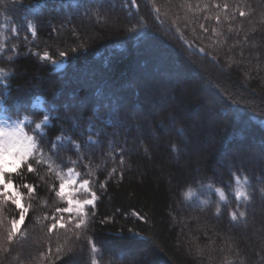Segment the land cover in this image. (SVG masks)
<instances>
[{
    "label": "trees",
    "instance_id": "16d2710c",
    "mask_svg": "<svg viewBox=\"0 0 264 264\" xmlns=\"http://www.w3.org/2000/svg\"><path fill=\"white\" fill-rule=\"evenodd\" d=\"M134 68L183 78L171 95L187 114L166 113ZM0 112L27 115L34 144L6 175L16 234L0 188V264H126L108 248L139 250L138 264H264V159L218 162L264 151V0H3ZM190 113L215 120L201 171L188 155L172 165ZM150 122L168 147L148 161ZM69 170L87 191L59 194Z\"/></svg>",
    "mask_w": 264,
    "mask_h": 264
},
{
    "label": "rangeland",
    "instance_id": "374dc122",
    "mask_svg": "<svg viewBox=\"0 0 264 264\" xmlns=\"http://www.w3.org/2000/svg\"><path fill=\"white\" fill-rule=\"evenodd\" d=\"M115 19H118L117 16L116 18H113L112 20L114 21ZM32 31V29H31ZM153 60V59H152ZM156 59H154L155 61ZM64 66V61L62 62H56L54 63V67L56 70L62 69ZM136 67V66H133ZM137 68V67H136ZM131 73L135 75L134 77L137 79L138 78V84H143L141 81L146 80L148 83L147 87L149 89L147 90V93L151 95H155V93L160 94V96L157 98V103L159 105H163L164 108H166V113H169L171 111L177 110V108L180 109V105L178 106L175 103L174 97L171 95V89H173L172 82L177 81L179 84L183 78H176L174 75L171 74H165V73H160L158 75L151 73L149 70L147 71H137V69H132ZM153 81V82H151ZM150 84V86L148 85ZM146 94V93H145ZM40 104V101L38 102ZM175 109V110H174ZM184 112H186L185 108H181ZM180 109V111H181ZM149 112L155 111V107L153 105L149 106L147 109ZM187 114V112H186ZM0 117L4 118L3 115L0 113ZM189 122L185 121L182 122V126L185 127L186 134L188 139L191 141V149L190 151L184 150V152H181L179 154H174L173 156V162L172 165L175 167H178L180 169H186L187 166L189 165V161L185 160L184 158L188 155L192 157V159L196 162H194L192 165L195 167V170H200L201 171V166H200V156H202L203 153H205V150L209 149L213 145V139L210 137L211 133H214V126H215V120H213L211 117L208 118L207 122L204 123V125L201 124L199 114L196 113H190L189 114ZM152 123H148V126L145 130V132L138 131V135H141L142 133L148 134L151 138L150 145L148 146V150L145 152L143 151V148L141 145L139 146V149L142 150V156L145 157L148 161L153 159V152L155 149H158L161 145H164L165 147H168V144L166 140L162 141L161 135H163L160 131V133L155 134V131L152 127ZM173 131V130H172ZM169 132V130H167ZM171 132V131H170ZM169 132V133H170ZM168 133V134H169ZM183 138H181L182 140ZM250 143V142H249ZM251 144L255 146V142L251 140ZM242 144L238 145V149L231 150H225L223 153L220 154L219 157V163L221 161L224 163L223 165L225 167H230V163L228 162L230 160V155H233L234 158L239 159L241 162H250V163H256L255 161L264 159V151L263 150H257L255 147H252L254 149H250L246 144H243V147H241ZM240 148V149H239ZM134 154L137 155L138 149L134 150ZM246 153V154H245ZM253 156V157H251ZM232 158V157H231ZM218 163V165H219ZM197 167V168H196ZM69 175L71 176L69 181L65 183V189H64V194L63 195H68V194H77L79 191H86L87 186H83L84 183H81L78 181V176L74 172L70 171ZM3 193L6 195V197L10 200L13 201V197L15 196L16 190L14 187H11L9 189L3 188ZM60 193V191H59ZM16 199V206L20 210L24 211V208L21 203L20 196H15ZM79 206V205H78ZM174 210L176 209V204H174ZM20 219L17 221L15 229H13V233L16 234L20 223ZM179 219L173 220V223L179 224ZM108 254H123V259L122 261L126 264H138L139 258V250L136 249H124L123 251H117L112 248L107 249ZM118 252V253H117ZM71 264H80L77 261H73Z\"/></svg>",
    "mask_w": 264,
    "mask_h": 264
},
{
    "label": "clouds",
    "instance_id": "9594fccd",
    "mask_svg": "<svg viewBox=\"0 0 264 264\" xmlns=\"http://www.w3.org/2000/svg\"><path fill=\"white\" fill-rule=\"evenodd\" d=\"M28 119L27 115L0 117V180L20 167L31 155L34 144L33 136L27 127ZM184 195L196 196L197 189L189 187Z\"/></svg>",
    "mask_w": 264,
    "mask_h": 264
},
{
    "label": "snow or ice",
    "instance_id": "6c2138e0",
    "mask_svg": "<svg viewBox=\"0 0 264 264\" xmlns=\"http://www.w3.org/2000/svg\"><path fill=\"white\" fill-rule=\"evenodd\" d=\"M3 2V0H0V3H2ZM130 2H131V4L132 5H135L136 4V0H130ZM241 15H243V13H241ZM29 27H31V25L29 24ZM37 127H39V125H37ZM21 167V166H20ZM20 167H18V168H16L14 171H12V172H10V173H7L6 175H10V174H14V173H16L19 169H20ZM32 169L31 168H29V171H31ZM6 175H5V177L3 178V180H0V188H5V189H9V188H11V187H13L10 183H9V181L6 179ZM87 184H88V181H85L84 182V185L83 186H87ZM26 187H27V185H26ZM64 189H65V184H60V195H63L64 194ZM34 190V189H33ZM0 194H2V193H0ZM20 194L19 193H15V196H19ZM15 196L12 198L13 199V203H16V199H15ZM94 199H95V194L93 193V199H90V200H86V201H84V204H88V205H91V204H93V202H94ZM74 202L71 200V199H69V204L70 205H72ZM77 205H79V209H82L83 208V205L82 204H80L78 201L77 202H75ZM60 211H63V212H72L73 211V209L71 208V207H69V208H66V209H62V210H60ZM241 215H243L242 213H241ZM235 218V217H234ZM24 219H25V215H24V211L23 210H21V213H20V221L19 222H23L24 221ZM16 224H17V222L16 221H14L13 222V229H15V227H16ZM8 239L9 240H11L12 239V232L10 231L9 232V234H8Z\"/></svg>",
    "mask_w": 264,
    "mask_h": 264
},
{
    "label": "bare ground",
    "instance_id": "6f19581e",
    "mask_svg": "<svg viewBox=\"0 0 264 264\" xmlns=\"http://www.w3.org/2000/svg\"><path fill=\"white\" fill-rule=\"evenodd\" d=\"M175 103H176V100H175ZM163 108H164V107H163ZM166 108H167V107H166ZM166 108H164V109H166ZM190 145H191V141L189 140V144H187V148H189Z\"/></svg>",
    "mask_w": 264,
    "mask_h": 264
}]
</instances>
